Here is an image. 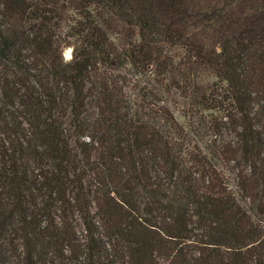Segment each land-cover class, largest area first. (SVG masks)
Returning a JSON list of instances; mask_svg holds the SVG:
<instances>
[{
  "label": "trees",
  "instance_id": "obj_1",
  "mask_svg": "<svg viewBox=\"0 0 264 264\" xmlns=\"http://www.w3.org/2000/svg\"><path fill=\"white\" fill-rule=\"evenodd\" d=\"M0 264H264V0H0Z\"/></svg>",
  "mask_w": 264,
  "mask_h": 264
},
{
  "label": "rangeland",
  "instance_id": "obj_2",
  "mask_svg": "<svg viewBox=\"0 0 264 264\" xmlns=\"http://www.w3.org/2000/svg\"><path fill=\"white\" fill-rule=\"evenodd\" d=\"M69 50V52H68ZM63 56L66 60H70L72 58V48L68 47V48H65L64 51H63ZM128 78H130L129 75H127ZM133 78V77H132ZM215 76L214 75H211V74H203L201 77L198 78V82L201 83V84H210L212 83L213 81H215ZM182 108V102L181 101H178L176 104H173L172 106V109L174 111V114L176 116V118L181 122L183 123L184 125L188 126V125H191L192 122H194V119L193 118H185L182 114V112H180L178 110V108ZM92 110L90 109V112ZM193 126H195L193 124ZM207 137H204V140L206 139Z\"/></svg>",
  "mask_w": 264,
  "mask_h": 264
},
{
  "label": "bare ground",
  "instance_id": "obj_3",
  "mask_svg": "<svg viewBox=\"0 0 264 264\" xmlns=\"http://www.w3.org/2000/svg\"><path fill=\"white\" fill-rule=\"evenodd\" d=\"M68 52H69V50H68Z\"/></svg>",
  "mask_w": 264,
  "mask_h": 264
}]
</instances>
